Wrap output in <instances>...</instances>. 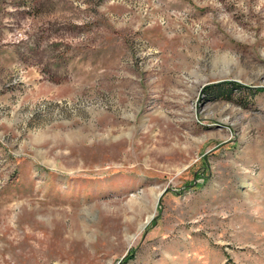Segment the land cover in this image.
Returning a JSON list of instances; mask_svg holds the SVG:
<instances>
[{"label": "rangeland", "instance_id": "1", "mask_svg": "<svg viewBox=\"0 0 264 264\" xmlns=\"http://www.w3.org/2000/svg\"><path fill=\"white\" fill-rule=\"evenodd\" d=\"M0 264H264V0H0Z\"/></svg>", "mask_w": 264, "mask_h": 264}, {"label": "bare ground", "instance_id": "2", "mask_svg": "<svg viewBox=\"0 0 264 264\" xmlns=\"http://www.w3.org/2000/svg\"><path fill=\"white\" fill-rule=\"evenodd\" d=\"M59 220H60L59 218L54 220V222L56 223V225L54 227H57V224H58L57 222H59Z\"/></svg>", "mask_w": 264, "mask_h": 264}, {"label": "water", "instance_id": "3", "mask_svg": "<svg viewBox=\"0 0 264 264\" xmlns=\"http://www.w3.org/2000/svg\"><path fill=\"white\" fill-rule=\"evenodd\" d=\"M150 218H152V217H150ZM150 218H149V219H150Z\"/></svg>", "mask_w": 264, "mask_h": 264}]
</instances>
